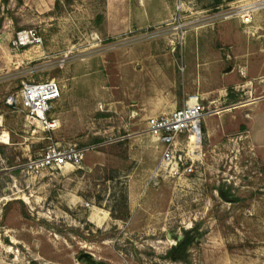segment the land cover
<instances>
[{"label": "rangeland", "instance_id": "rangeland-1", "mask_svg": "<svg viewBox=\"0 0 264 264\" xmlns=\"http://www.w3.org/2000/svg\"><path fill=\"white\" fill-rule=\"evenodd\" d=\"M165 3L166 22L113 35L103 0H0V264H264V0ZM26 29L42 42L17 43ZM161 37L191 43L184 82L205 96L191 175L160 169L139 102L161 76L126 62ZM47 79L62 90L48 131L7 102ZM54 144L84 148L83 161L19 167Z\"/></svg>", "mask_w": 264, "mask_h": 264}, {"label": "built area", "instance_id": "built-area-1", "mask_svg": "<svg viewBox=\"0 0 264 264\" xmlns=\"http://www.w3.org/2000/svg\"><path fill=\"white\" fill-rule=\"evenodd\" d=\"M16 42H42L35 29L18 32ZM62 90L55 79L24 82L20 90L8 97L7 102L19 106L26 112V120L38 122L44 130L53 129L58 120L51 113L61 97ZM207 115L203 97L199 93L189 95L184 104L170 112L148 118V130L162 144L160 169L174 174L191 175L195 159L202 144L201 121ZM84 148L76 145H49L36 157L19 165L27 174L39 173L45 169L63 172L68 166H78L84 159Z\"/></svg>", "mask_w": 264, "mask_h": 264}, {"label": "crops", "instance_id": "crops-1", "mask_svg": "<svg viewBox=\"0 0 264 264\" xmlns=\"http://www.w3.org/2000/svg\"><path fill=\"white\" fill-rule=\"evenodd\" d=\"M54 1L47 0V3H44L42 0H34V3L36 6L48 3L53 6ZM165 5V0H161V9L151 6L148 0H103V7L97 12V15H101L102 29L117 35L128 31L143 30L158 22L161 24L166 22L173 13L169 12L170 10H167ZM52 8L50 7V9ZM143 44L147 49H150L149 53H144L146 49L139 54L137 50H132L128 54L126 62H142L144 70L161 76V92H154L158 96L154 95L146 99L143 97L139 102L141 109L150 112L149 117L181 107L185 99L193 93H199L204 99V92L192 90L188 87V83L184 82V79L196 80L194 72L187 66L186 55L187 53L192 54L194 51L191 52V43L183 40L175 42L174 45V41L161 37V39L148 40ZM175 46H179V51L174 49ZM152 48H157V50L153 51ZM182 66L184 69L180 70ZM144 70L135 71L137 76L135 87L137 88L143 86L138 75L139 73L145 74ZM179 70L184 73H180ZM152 84L151 81L149 85ZM22 110L24 109L22 108ZM51 115L54 117V109Z\"/></svg>", "mask_w": 264, "mask_h": 264}, {"label": "water", "instance_id": "water-1", "mask_svg": "<svg viewBox=\"0 0 264 264\" xmlns=\"http://www.w3.org/2000/svg\"><path fill=\"white\" fill-rule=\"evenodd\" d=\"M230 69V68H229ZM221 195L226 199V200H231L230 197H228L223 190L220 191Z\"/></svg>", "mask_w": 264, "mask_h": 264}, {"label": "flooded vegetation", "instance_id": "flooded-vegetation-1", "mask_svg": "<svg viewBox=\"0 0 264 264\" xmlns=\"http://www.w3.org/2000/svg\"><path fill=\"white\" fill-rule=\"evenodd\" d=\"M185 238H184V240L181 241L180 245L178 246L179 248H183L184 247V245H185L184 241H187ZM172 254L174 255V252H172Z\"/></svg>", "mask_w": 264, "mask_h": 264}, {"label": "trees", "instance_id": "trees-1", "mask_svg": "<svg viewBox=\"0 0 264 264\" xmlns=\"http://www.w3.org/2000/svg\"><path fill=\"white\" fill-rule=\"evenodd\" d=\"M19 1H22V0H19ZM96 139H98V138H96ZM95 141H96V140H95ZM229 195H230V192H227V196H228V197H230ZM231 200H233V199L231 198ZM184 243H185V244L188 243V240H187V241H184Z\"/></svg>", "mask_w": 264, "mask_h": 264}]
</instances>
